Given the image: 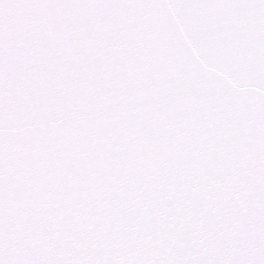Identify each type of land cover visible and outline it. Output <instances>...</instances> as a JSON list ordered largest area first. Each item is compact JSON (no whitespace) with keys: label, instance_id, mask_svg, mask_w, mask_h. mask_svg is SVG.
<instances>
[{"label":"snow or ice","instance_id":"1","mask_svg":"<svg viewBox=\"0 0 264 264\" xmlns=\"http://www.w3.org/2000/svg\"><path fill=\"white\" fill-rule=\"evenodd\" d=\"M0 264H264V0H0Z\"/></svg>","mask_w":264,"mask_h":264}]
</instances>
